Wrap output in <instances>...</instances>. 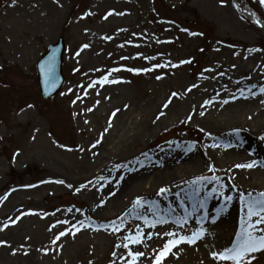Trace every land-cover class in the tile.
Returning a JSON list of instances; mask_svg holds the SVG:
<instances>
[{
  "label": "rangeland",
  "instance_id": "374dc122",
  "mask_svg": "<svg viewBox=\"0 0 264 264\" xmlns=\"http://www.w3.org/2000/svg\"><path fill=\"white\" fill-rule=\"evenodd\" d=\"M242 7L264 24L261 0H0V264H125L128 250L151 264L165 240L194 231L168 217L181 203L164 200L168 188L157 196L161 182L143 200L149 210L156 196L165 222L129 243L138 218L132 204L106 209L108 189L146 156V171H166L171 159L154 155L167 149L199 160L208 186L207 169L223 159L205 121L264 120V28ZM59 37L63 85L43 99L34 65ZM235 178H216L231 197L243 191L228 184ZM120 220L119 231L105 227ZM187 245L159 264H182Z\"/></svg>",
  "mask_w": 264,
  "mask_h": 264
},
{
  "label": "bare ground",
  "instance_id": "6f19581e",
  "mask_svg": "<svg viewBox=\"0 0 264 264\" xmlns=\"http://www.w3.org/2000/svg\"><path fill=\"white\" fill-rule=\"evenodd\" d=\"M245 14L251 21H260L257 17H255V20L246 12ZM205 123L212 133L211 143L213 142L218 146L223 159V164L218 167L216 165L208 166L207 172L213 175L207 180L208 186H204V180H199L196 184L190 183L201 177V162L199 160L183 157L176 154L175 151L167 149V151H160L154 155L163 160L167 155V159H171L165 163L166 171L156 170L155 162L153 168L146 171L145 168L149 165L147 156L141 158L142 164L141 162L134 163L135 161L132 160L134 166L126 168L118 176L114 188L108 189L112 191V196L106 209H116L128 207L136 197L144 198L147 196L146 191H144L146 186L150 187V185L157 183H165L157 188L170 189L164 200L174 199L181 203V208H179L181 214H176L175 211L171 210L168 217L172 219L183 218V224L186 225L189 222L193 225L194 230L196 228L204 230L203 234L194 243L185 246L182 264H217L209 253L215 248L221 250L229 246L235 237L236 231L241 227V220L245 213L244 208L240 206L242 204L240 196L231 197L229 191H224L220 187V182L216 181L217 177H225L227 182V178L231 175L237 176L232 185L230 181H228V184L234 187L240 186L244 194L249 192L255 194L264 191V138H258L259 135H264V120L254 119L250 121L247 117H241L240 114L223 113L222 115L217 113L211 115V121L206 120ZM250 137L252 140H250ZM116 145L113 147H116ZM242 147L249 150L251 153L248 155L253 154L255 158L243 155L245 151L241 149ZM166 152L168 153L166 154ZM103 159L105 160V156ZM182 160H184L183 163ZM205 160L208 161L209 158L205 157ZM248 163L253 166L247 168L234 167V165ZM225 197H230V199H225ZM153 198L156 200H152L154 201L152 202L153 205L149 208L152 211L146 210L147 205L144 204H147V201L140 207L144 209V214L141 216H153L152 214L159 210L161 204L157 203L156 196ZM235 202H237V207L233 206ZM224 211L227 212L224 213ZM160 216L164 218L163 215L160 214ZM153 218L155 217L153 216ZM138 223L140 231L147 228L144 226V220L138 219ZM156 224L159 227L162 226V223ZM228 233H232L229 243L226 241ZM212 239L215 242L214 240L212 242ZM213 247L215 248L212 250ZM254 253L256 254L253 256L254 259L251 260L254 262L252 264H264V249Z\"/></svg>",
  "mask_w": 264,
  "mask_h": 264
},
{
  "label": "snow or ice",
  "instance_id": "6c2138e0",
  "mask_svg": "<svg viewBox=\"0 0 264 264\" xmlns=\"http://www.w3.org/2000/svg\"><path fill=\"white\" fill-rule=\"evenodd\" d=\"M12 3H15V0H12ZM261 4L264 5V0H261ZM256 23L259 24V21H256ZM53 64L54 61L50 59L48 64L46 65V73L49 76V78H51ZM128 70L131 72L145 71V69H136V68H132ZM103 81H104V77H101V82ZM261 91H264V89H261ZM173 95H175V93ZM205 103H208V101H205ZM97 143H99V141H97ZM250 166L253 165L251 163L234 165V167L237 168L240 167L247 168ZM204 179L207 178L199 177L194 179L190 183L196 184L199 180H204ZM81 187H83V185ZM220 187H223V185L221 184ZM166 191L167 189L160 188L157 191V196H161L165 194ZM225 199H230V197H225ZM240 199L246 209V214L241 220V227L236 231L235 237L232 239L231 244L228 247H225L219 251H211L209 253L210 257L216 261L227 262V264H246L247 261H251L252 259H254V257L250 255L252 252L264 249V191L255 194L251 192L247 194L241 193ZM101 203H103V201H101ZM144 203L145 201L143 200V198L136 197L133 200L132 205L130 206V209L127 212V215L132 216L133 214H135L136 218L145 221V225H144L145 227L154 225L156 223L165 222L164 218L160 216L159 210H157L153 214L155 218H153V216H140L139 213L136 212V209L142 206ZM149 211H152V209H149ZM252 217H255V219H252ZM183 222H184L183 218H177L176 220H174V223L178 226H181ZM197 223H199V221H197ZM123 226H124V221L120 220V223L118 225L115 222H111L110 225H106L105 227H108L109 230L112 231H119V229L122 228ZM139 229H140V225H137V230L135 231V234L127 235L124 237V239L132 244H140L141 239L143 237ZM75 230H76L75 227H73V231ZM65 231H67V229H65ZM203 231L204 230L202 228H196L194 231H192L187 235L177 234L174 237L172 231L167 232L166 235L173 238L164 241L163 247L160 248V250L155 253L151 261V264H159V262L163 259V257L167 255L168 251H170L171 246H175V244H178L180 242H186L188 244L194 243V241L203 234ZM63 234L64 232H61L59 235L62 236ZM151 235H153V233H147V236H151ZM161 235H164V233H161ZM5 243H6L5 241L0 240V244H5ZM123 247L125 249H128V244L125 243ZM113 255H115V253H113ZM125 255L128 257L127 260H125L124 255L119 257L120 260L125 261V264H139L140 258L144 257L145 253L140 252L138 250H128L126 251Z\"/></svg>",
  "mask_w": 264,
  "mask_h": 264
},
{
  "label": "water",
  "instance_id": "95a60500",
  "mask_svg": "<svg viewBox=\"0 0 264 264\" xmlns=\"http://www.w3.org/2000/svg\"><path fill=\"white\" fill-rule=\"evenodd\" d=\"M246 13L249 14L253 19V14H251L248 10ZM261 28H264V24H258ZM64 51V43L63 39L59 37L57 41L53 44H49L47 46V51L39 57L35 62V72L37 76V87L39 90V94L43 99H48L54 96L63 85V74H62V55ZM52 59L54 61L53 69L51 73V78L46 73V65L49 60Z\"/></svg>",
  "mask_w": 264,
  "mask_h": 264
}]
</instances>
